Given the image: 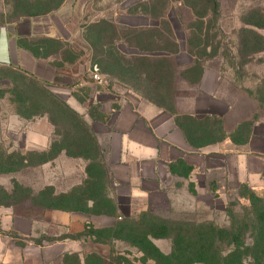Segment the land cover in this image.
<instances>
[{"label":"rangeland","instance_id":"1","mask_svg":"<svg viewBox=\"0 0 264 264\" xmlns=\"http://www.w3.org/2000/svg\"><path fill=\"white\" fill-rule=\"evenodd\" d=\"M42 1L46 3V8H50L59 0ZM143 1L146 2L88 0L86 18L77 28L71 43H58V46L53 43L40 44L48 52H54L55 62L61 65L66 74L78 73V86L74 88V95L79 102L73 110L86 121L99 150L93 146L83 149L73 144L64 138V120L54 126L41 109L31 102L20 100L34 93L40 96L51 93L59 97L56 103L60 107L62 101L70 109L72 105L68 95L29 77L22 81L21 73L0 65V214L28 217L35 223L33 233L26 239L7 234L14 240L8 245L10 251L5 257L6 263L0 264H66L62 259L65 253L78 254L82 262L90 252L108 256L111 250L120 252L128 264H139L142 255L135 247L121 240L106 242L103 239V242L96 243L94 238L82 235L88 231L86 225L107 228L128 220L143 230L149 222L159 221L166 236L152 237L151 240L167 255L172 251L173 237L178 229L197 231L209 225L215 231L228 230L232 215H246L252 195L264 198V192L257 194L244 183L225 179L223 173H210L203 178L204 175L193 167L184 162H175L166 170L158 189L153 190L147 198L136 199L130 204L123 199L121 205H117L115 198H112L114 206L113 210L112 206L107 210L108 215L46 207L51 195H60L58 203L93 197L95 203L102 207L93 206L95 210H104L110 205L103 199L104 192L110 194V190L99 142L105 141L103 138L110 133L117 110L116 97L130 87L126 80H120L114 74H103L93 64L94 53L87 36L90 26L102 20L117 19L124 24L145 25L146 18L132 13ZM216 1L220 6L217 34L219 31L222 34L226 45L224 52L228 57H212L206 61L205 67L220 77L217 82L220 96L223 94L227 101L238 105L234 111L235 117L256 116V121L264 123V106L259 108L253 99L264 96V52L259 51V44L256 43L253 45L256 52L246 54L245 50L240 57L236 54L239 39L244 37L246 29H251L244 23V18H248L249 13L255 10L264 11V1ZM180 12V20L174 13L169 14L166 20L171 19V24L175 25L174 34L182 39L184 45L188 33L185 25L191 22L192 14L184 7H181ZM135 13L140 14L139 10ZM155 22L150 21L151 24ZM256 31L264 35V28ZM182 60L186 62L187 57L183 55ZM184 91L186 94L194 93L186 88L182 93ZM109 103L112 105L111 110L108 109ZM52 143L58 147L68 146V152L58 147L54 151L50 150ZM86 203L91 206V201ZM69 213H74L69 217L77 218L72 220L73 228L64 224ZM67 235L77 239L65 240ZM192 236L189 237V245L195 239ZM59 238L63 240L58 241ZM244 242H250L248 233L245 234ZM216 247L225 248L226 242L220 241ZM67 262L77 264L74 256L69 257ZM244 262L252 264L248 257Z\"/></svg>","mask_w":264,"mask_h":264},{"label":"trees","instance_id":"2","mask_svg":"<svg viewBox=\"0 0 264 264\" xmlns=\"http://www.w3.org/2000/svg\"><path fill=\"white\" fill-rule=\"evenodd\" d=\"M138 7L132 12L139 10L142 15L156 22L143 27H129L109 19L90 26L87 39L94 53L93 64L97 65L103 74H114L120 80H126V84L133 91L174 115L176 125L182 130L190 146L198 148L220 142L226 137L236 145L245 144L251 134L252 122L256 116L239 122L232 132L226 134L220 118L177 115L173 104L175 97L182 94L180 87L182 83L191 87L199 84L208 59L216 56L224 59L228 57L224 52L226 45L222 40V34L220 31L219 35L217 34L219 3L216 0H146ZM181 7L187 8L192 14L191 22L185 25L188 33L184 45L181 42L182 39H178L174 34L175 25L171 24V19L166 20L171 13L180 20ZM244 23L251 29H246L243 33L244 37L239 39V47L236 49L238 57L245 50L246 54L256 52L257 49L253 47L256 43L259 44V51L264 52V35L256 31L264 28V11L250 12L248 18H244ZM40 44L48 43L36 44V48L44 50L45 47H41ZM53 44L58 46V42ZM47 51L49 50L46 48L43 53L47 54ZM183 53L187 57V62L182 60ZM54 63L62 69L58 62L54 61ZM22 75V81L27 80L28 76ZM38 83L45 85L42 82ZM58 99L59 97L51 93L41 96L34 93L20 100L31 102L41 109L54 126L58 124V121L64 120L63 128L66 130L64 138L73 144L80 145L83 149L93 146L96 150L97 146L86 121L62 101H60L62 105L60 107L56 103ZM253 99L258 103L259 108L264 106V96ZM57 147L55 143H52L50 150L54 151ZM58 149L68 152L69 148L63 146ZM51 196L46 206L51 209L108 215L107 210H110L111 206L113 210L114 206L107 192H104L103 199L107 205H110L104 210L93 209V206L100 207L93 197L83 198L81 201L68 200L66 203H58L60 195ZM249 200L250 206L246 215L230 216L228 230L215 231L213 230L215 228L209 225H204L202 227L204 229L198 228L197 231L178 229L173 237L172 251L167 255L163 254L151 240L152 237L166 236L165 229L159 221L149 222L143 230L136 223L128 220L107 228H92L86 225L88 231L82 235L94 238L96 243L103 242V239L106 242L110 240L127 242L142 255L139 264H245L244 259L247 257L252 264H262L264 262V198L252 195ZM88 201H91V206L86 203ZM246 233L250 239L249 243L244 242ZM191 234H193L192 239L194 237L195 239L192 245H189ZM64 238L65 240L77 239L69 235ZM57 240L60 241L63 238ZM220 241L226 242L225 248L216 247ZM71 256H74L77 264H90V262L91 264H128L123 255L114 250H111L108 256L90 252L84 256L82 262L78 254L65 253L62 257L64 263L68 264L67 259Z\"/></svg>","mask_w":264,"mask_h":264},{"label":"crops","instance_id":"3","mask_svg":"<svg viewBox=\"0 0 264 264\" xmlns=\"http://www.w3.org/2000/svg\"><path fill=\"white\" fill-rule=\"evenodd\" d=\"M87 3L88 0H59L55 6L46 8L42 0H0V65L68 95L72 109L79 102L74 95L78 73L66 74L54 63L55 54L48 51L44 54L45 49L36 48V44L71 43L86 18ZM133 14L146 18L145 25L112 20L129 27L151 24L141 13ZM219 78L205 69L198 85L191 87L182 83L180 86L181 91L186 88L194 93L178 94L173 104L177 115L220 118L224 131L229 134L239 122L252 118L234 116L238 105L227 101L223 94L220 96ZM116 102L110 133L99 145L108 172L110 197L115 198L117 205H121L123 199L130 204L147 198L158 189L169 166L179 160L204 175L203 178L210 173H223L225 179L244 183L257 194L264 192V123L260 120H253L251 134L243 145H236L226 137L220 142L194 148L176 125L174 115L131 88L117 96ZM108 106L111 110V103ZM66 215L64 224L73 228L72 220L77 218L69 217L74 213ZM34 224L28 217L0 214V262L6 263L8 245L14 240L7 234L26 239L33 233Z\"/></svg>","mask_w":264,"mask_h":264}]
</instances>
